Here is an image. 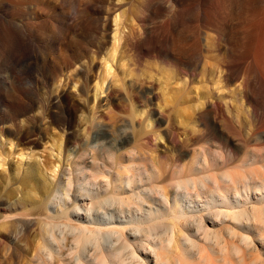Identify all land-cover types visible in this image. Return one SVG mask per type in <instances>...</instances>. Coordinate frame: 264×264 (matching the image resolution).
I'll use <instances>...</instances> for the list:
<instances>
[{
  "label": "rangeland",
  "instance_id": "rangeland-1",
  "mask_svg": "<svg viewBox=\"0 0 264 264\" xmlns=\"http://www.w3.org/2000/svg\"><path fill=\"white\" fill-rule=\"evenodd\" d=\"M20 1L19 4L9 1L1 10L25 35L38 31V27L44 29L47 22L56 25L64 17L78 22L81 10L86 13L94 21L86 29L78 30L80 40L72 44L86 49L80 50L82 61L93 58V62L89 72L81 70L80 66L69 69L61 82L52 84L48 92L40 82L35 84L26 80L24 88L11 87L8 93L11 92L7 93L9 103L17 109L26 108L37 116L34 129L29 125L14 129L0 124V264H67L68 261V264H75L79 258L83 261L80 263L94 262L91 244H86L85 248L74 247L71 234L68 236V232L61 231L62 226L60 231L68 237L64 235L63 241L54 244L50 234L53 232L51 214L56 213L57 207L47 200L48 192L66 179L67 157L73 143L84 137V122L91 118H104L114 135L119 137V128L124 121L131 119L134 106L136 126H142L141 118L149 114L152 125L158 128L159 138H152L151 143L159 145L158 150L178 153L185 162L193 155L192 138L208 128L206 137L217 141V148L223 146L221 149L227 150L231 159L226 166L230 168L224 169L236 172L240 167L239 171L243 169L240 159L237 160L242 154L239 136L248 131L256 118L246 99L239 98L261 76L264 78V48L263 45L245 48L246 51L252 49L253 52L251 49L247 52L251 55L242 48L237 49L236 20L229 23L222 36L230 49L221 44L213 21L206 18L214 12L213 0ZM234 10L237 12V7ZM147 37L152 43L150 47L142 42ZM1 40L0 52L13 48L10 46L12 42ZM137 40L139 44L134 46ZM114 47L115 59L106 63V51ZM242 51L247 55L244 56ZM228 53H234L230 78L224 77L221 71ZM51 57L60 61L53 52ZM41 73V64L34 65L36 79ZM70 74L73 75L71 79L68 78ZM56 91L65 93L59 102L54 96ZM128 95L134 100L129 102ZM215 100L222 102V108L216 106ZM41 111L45 117L41 116ZM257 113L264 116L261 104L257 105ZM225 127L229 128L226 130ZM140 129L144 133V127ZM170 129L179 141L168 136L170 133L167 135ZM93 180L89 179L93 184L105 181L101 177ZM61 191L66 196V205L72 203L75 194H80L79 189ZM81 192L87 193L84 189ZM203 215L204 220H211L207 212ZM180 222L183 226L178 225L179 229L183 228L185 233L198 238L201 231L191 229L182 220ZM227 223L211 225L218 234L204 252L207 261L211 264H264L263 240L252 232L255 248L249 249L241 243L238 230L234 234L225 227ZM55 231L56 234L59 232L61 239L63 235L59 229L55 228ZM110 233L101 231L98 234L101 250L111 252L120 244V240ZM135 233L129 237L130 241H134V235L138 236V232ZM46 242L59 250L55 259L53 255V258L44 255ZM233 247L241 250L237 252ZM179 252V246H174L166 264L174 263ZM187 260L181 257L183 263Z\"/></svg>",
  "mask_w": 264,
  "mask_h": 264
},
{
  "label": "bare ground",
  "instance_id": "bare-ground-1",
  "mask_svg": "<svg viewBox=\"0 0 264 264\" xmlns=\"http://www.w3.org/2000/svg\"><path fill=\"white\" fill-rule=\"evenodd\" d=\"M9 1L21 3L20 0H0V39L9 44L12 42L10 46H13L10 50L0 52V124L14 129L29 125L34 129L37 114L30 113L26 108L17 109L14 104L9 103V89L24 88L25 81L30 80L35 84L40 82L48 92L52 84L61 82L69 69L75 70L80 66L81 70L89 72L93 58L82 61L80 50H84V46L76 47L72 42H79L81 33L78 30L86 29L94 20L89 19L81 10L78 22L64 17L56 25L47 22L44 29L38 27V31L25 35L20 28L13 26L12 19L9 20L1 10ZM212 7L213 14L206 18L213 21L214 31L221 44L229 48L222 36L229 28V23L236 20L235 27L239 36L237 49L246 51L245 48L254 49L252 46L259 45L264 48V0H213ZM234 7H237V12ZM143 34L146 36V33ZM148 37L141 40L146 47L152 44ZM138 44L137 40L134 46ZM52 52L60 57V61L53 60ZM106 53V63L108 60L114 61L116 48ZM242 53L244 55L243 51ZM233 54L225 56V64L221 68L224 77L232 76L230 63L233 61ZM38 63L41 64L42 73L36 79L34 65ZM72 77V74L68 76L69 79ZM54 96L59 102L65 97V93L56 91ZM126 98L129 102L134 100L129 95ZM240 98L239 100L246 99V104L251 107L256 119L244 135L237 134L242 146V154L237 160L240 159L243 166L237 172L224 169L231 159L227 150L225 152L221 149L222 145L217 148V141L206 137L208 128L207 131L206 128L202 129L192 138V145L195 147L193 155L190 161L185 162L178 153L158 150L159 145L151 143L152 138H159L158 128L152 125L149 114H143L141 124L145 130L144 133L141 132L142 126H136L133 121L134 106L131 108V119L124 121L119 128V137L114 135L104 118L86 120L84 137L77 139L72 151H69L68 168L65 169L64 176L66 179L48 192L47 200L51 201L50 205L57 207L54 210L56 213L51 214L53 232L50 234L51 240L55 242L53 243L63 241L64 235L69 233L68 236L71 234L72 242H75L74 247L85 248L91 244L95 253V257L92 253V264H166L176 245L179 246L180 256L175 255L172 264H211L204 254L218 234L211 225L224 222H229L225 227L234 234L238 230V237L247 248L255 246L252 244V232L264 243V116L257 113L258 104L264 109V78L261 76L250 85L248 90L240 94ZM215 104L222 108L221 101L215 100ZM40 113L45 117L44 111ZM228 128L225 127L226 130ZM169 131L168 136L176 141L180 140L173 130ZM167 135L164 136L165 141ZM203 143L208 147H204ZM99 177L105 181L97 183L95 178ZM90 178H94L93 181L97 184L91 183ZM62 189L67 192L79 189L80 194L74 193L72 203L66 205ZM83 189L87 193L81 192ZM203 212H207L211 220H204ZM103 214L107 216L102 217ZM181 220L191 229L201 231L197 239L185 233L183 228H178L183 226ZM60 227L61 231L68 233L62 234ZM55 228L63 235L60 236L61 239L59 232L58 235L55 233ZM101 231L111 232L120 240L118 247L114 248L116 250H101L100 242L98 245V234ZM133 232H138V236L134 235V241H130L129 237ZM47 242L46 247L42 246L45 251H42L45 252L44 255L48 254L51 255H47L48 257L53 258L52 255L59 250ZM237 247L233 250L238 252L241 249ZM181 257H186L187 263H183ZM76 261L75 264L88 263H80L83 262L82 258Z\"/></svg>",
  "mask_w": 264,
  "mask_h": 264
}]
</instances>
